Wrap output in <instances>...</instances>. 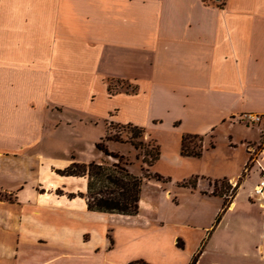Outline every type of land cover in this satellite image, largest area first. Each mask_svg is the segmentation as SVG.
Returning a JSON list of instances; mask_svg holds the SVG:
<instances>
[{
  "label": "crops",
  "instance_id": "0c3cea01",
  "mask_svg": "<svg viewBox=\"0 0 264 264\" xmlns=\"http://www.w3.org/2000/svg\"><path fill=\"white\" fill-rule=\"evenodd\" d=\"M111 81L136 91L111 94ZM83 83L133 104L136 116L116 109L101 124ZM249 114L262 122L251 128ZM107 120L150 138L173 130L180 147L160 157L186 163L195 188L162 173L167 183L144 180L136 216L89 211L87 179L58 171L106 159L96 144ZM185 135L204 137L200 158L182 155ZM221 141L236 170L207 176ZM252 158L258 166L223 212L214 183L236 184ZM263 170L264 0H0V192L12 198L0 199V264H156L182 244L179 228L215 239L219 256L228 230L235 241L255 235L264 258V193L255 195Z\"/></svg>",
  "mask_w": 264,
  "mask_h": 264
},
{
  "label": "rangeland",
  "instance_id": "374dc122",
  "mask_svg": "<svg viewBox=\"0 0 264 264\" xmlns=\"http://www.w3.org/2000/svg\"><path fill=\"white\" fill-rule=\"evenodd\" d=\"M222 1L223 0H207V2H215V3H221ZM112 83H113V86L117 87L118 89L120 88H125L127 90L134 89L132 85H129L127 83H122V82L119 83L116 81H113ZM83 84H84V87L82 88V92L84 93L83 96L89 97V94L88 95L86 94L91 91H92L91 94L97 95L93 101V104L89 103L88 106H89V110L92 112L94 117L98 120V122L100 121L101 124L103 123V119H105V117H107L109 113L116 112L115 111L116 109L121 111L120 113L121 117L136 116L135 107L133 106V104L124 102L120 98H113V101L111 102L103 100L100 97L99 87L97 86L89 87L88 83H83ZM249 115L257 116L253 114H249ZM115 118L117 119V117ZM260 118H261V121L259 123H261L263 119L262 116H260ZM255 124L257 123H252V125H255ZM247 125L253 128L252 125H249V124ZM116 131L117 132L121 131L123 132V134H125V136L127 135L128 137L130 135L132 136V133L127 129L124 130V129L118 128L115 130V132ZM155 132L156 134L154 135L152 134L151 139H154L157 141V143L160 146V149L162 150L161 151L162 154L166 153L167 155H173L176 149L180 147L179 140L177 142V139L175 138L176 133L173 130H168V129H163V130H159ZM143 140L146 143V148L144 149V151H142V154L147 153V152L151 153L152 147H149L147 145L149 142H151L147 133L144 135L143 138L136 139V141H143ZM190 141L193 143V145L197 143L196 139H191L189 140V142ZM111 147L114 148L115 151L120 152V154L126 156V158L129 159V162L131 163L130 171L134 175L139 176V177H144L142 173V168H143L142 160L138 158V153L132 146L127 145V144L123 145L120 143H112ZM228 148L229 147L225 145V141H221L220 147H216V150L214 153L215 157H212L213 155H208L204 163V166H205L204 169L205 171L208 172V174H206L207 176L220 177V175H222L224 171L222 170V166H225L226 171L236 170L235 167H233V163H231L229 166L228 164L230 162H227L226 160L228 156L227 155ZM236 154L237 153H235V156ZM235 159H237V157H235ZM252 160L253 158L248 162L245 172L241 175L240 179L237 181L235 186L232 185L229 181L224 180L223 178L220 182L218 181L219 182L217 185L218 192L220 193L225 192L230 200L231 197L236 193V187L237 186L239 187L240 181L244 180L245 178L246 180H248L249 178L248 176H252L255 168L258 166V162L257 161L254 162ZM113 162H116V160L114 159ZM157 168H159V170H156ZM249 169L251 170L250 173L248 171ZM154 172L155 173L158 172L159 174L164 173V175L172 176L173 177L172 181L175 180L177 182L178 180L179 182H181V184H183L187 180L188 182L186 183V185L189 187L191 183H194L196 181L195 180L196 176H193L189 179L185 178L186 180L184 179V176L188 173V168L186 166V163H184V165L182 166H177V165L169 163L167 159H163L162 157L159 158L157 164L155 165ZM146 179L147 178H144V180ZM253 179L255 178L253 177ZM165 180H166L164 181L165 183L169 181V179L167 178H165ZM184 202L187 205L186 201ZM116 217L118 216L115 215L114 217H111V218L115 219ZM219 222L216 223L215 226H217ZM111 224L114 226L112 228L116 229L115 227L119 223L113 222ZM243 230L244 229L241 228V231ZM179 233L181 234V237L183 238L182 240L185 242L184 245H183V241L181 245L179 243V246H176V243H175L176 249L172 250V254L169 255L168 253L167 256H165L162 252L160 256H156V259H155L156 264H193L195 260L197 261L196 264H264V258H260V255L262 254L258 253L256 250V247L258 246L257 245L258 240L255 235H252L251 237V236H247L246 234L244 235V233L240 232L242 233L244 238L247 240L241 241V238L239 237V239L235 241L234 232L231 229L228 230L226 234L222 235V243H221L222 245L226 247V250L224 253H220V256H219L217 252L214 251V248L218 245V242L214 239L213 242L210 243L209 238L206 237L204 234H202L200 230L179 228ZM242 246L246 247V249L240 252L239 247H242ZM147 248L148 247H146L142 253L146 254ZM123 250L125 252V255H128L127 250L126 249H123ZM136 255L137 254H133L132 258L136 257Z\"/></svg>",
  "mask_w": 264,
  "mask_h": 264
},
{
  "label": "trees",
  "instance_id": "16d2710c",
  "mask_svg": "<svg viewBox=\"0 0 264 264\" xmlns=\"http://www.w3.org/2000/svg\"><path fill=\"white\" fill-rule=\"evenodd\" d=\"M203 2L207 4H218L220 8L226 4V0H223L221 3L207 2V0H203ZM118 82L120 83L121 81ZM108 90L111 94H115L118 91V88L114 87L111 81L109 82ZM132 91H136V88ZM118 128L129 130L132 133V136H125V134L121 131L115 132ZM146 133L147 131L143 127L134 124L119 125L107 120L105 135L102 136L96 144L97 149L104 154L106 159L101 163H73L65 170L58 171L59 174L65 176L85 177L87 179V192L86 194H83V197L86 199L89 211L107 213L110 215L136 216L139 213L144 178L166 181L160 174H152L150 172L151 168L161 156V149L157 141L149 137L151 142L147 145L152 147V152L143 154L142 151L146 148V143L144 140L136 141V139L143 138ZM191 139H196L197 143L193 145L191 141L189 142ZM203 142V136H183L181 150L182 155L185 157L200 158L203 151ZM109 143L128 144L132 146L138 153V158L142 160V173L144 177L134 175L130 171L131 163L129 162V159L119 153L111 152L108 149ZM114 159L116 162H113ZM219 182L217 181L214 183L213 194L225 197L223 208V212H225L229 207L230 200L225 192H218L217 185ZM182 186L188 187L186 183ZM195 186L196 181L190 184V187L192 188H195ZM0 199L12 200L11 196L1 192ZM220 219L221 215L217 217L216 223H218ZM110 241L111 245H113V240L111 239ZM196 263L197 261L195 260L193 264Z\"/></svg>",
  "mask_w": 264,
  "mask_h": 264
},
{
  "label": "built area",
  "instance_id": "2783aa9c",
  "mask_svg": "<svg viewBox=\"0 0 264 264\" xmlns=\"http://www.w3.org/2000/svg\"><path fill=\"white\" fill-rule=\"evenodd\" d=\"M243 120L249 125L252 123H259L261 121L260 116H251V115H244ZM235 186V184H233ZM264 193V171H262L261 181L258 186L255 188V195L260 196Z\"/></svg>",
  "mask_w": 264,
  "mask_h": 264
}]
</instances>
